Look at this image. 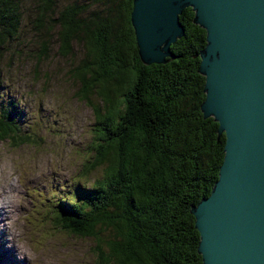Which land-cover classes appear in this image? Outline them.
Segmentation results:
<instances>
[{
  "label": "trees",
  "instance_id": "16d2710c",
  "mask_svg": "<svg viewBox=\"0 0 264 264\" xmlns=\"http://www.w3.org/2000/svg\"><path fill=\"white\" fill-rule=\"evenodd\" d=\"M91 5L0 0V56L23 45L29 22L35 62L48 57L52 38L61 57L75 43L81 58L67 76L79 84L77 96L95 94L101 102L100 110L93 107L95 142L82 175L102 167V177L73 190V201L60 197L53 220L66 234L93 241L94 264H201L187 211L209 195L224 144L217 124L198 109L203 77L198 57H190L204 47L205 33L183 9V34L169 46L178 58L144 66L129 23L131 0ZM15 120L0 104V141L32 143Z\"/></svg>",
  "mask_w": 264,
  "mask_h": 264
},
{
  "label": "water",
  "instance_id": "95a60500",
  "mask_svg": "<svg viewBox=\"0 0 264 264\" xmlns=\"http://www.w3.org/2000/svg\"><path fill=\"white\" fill-rule=\"evenodd\" d=\"M186 8L205 33L190 57L203 77L198 109L224 137L209 195L188 206L195 252L201 264H264V0H131L142 65L178 58L169 46L183 34L178 16Z\"/></svg>",
  "mask_w": 264,
  "mask_h": 264
},
{
  "label": "rangeland",
  "instance_id": "374dc122",
  "mask_svg": "<svg viewBox=\"0 0 264 264\" xmlns=\"http://www.w3.org/2000/svg\"><path fill=\"white\" fill-rule=\"evenodd\" d=\"M70 1L96 8L90 0L61 3ZM28 23L23 45L0 56V104L33 139L19 146L0 141V264H94L93 241L60 230L51 208L102 177V167L82 175L95 142L93 107L100 110L101 102L95 94L77 96L79 84L67 76L81 58L75 43L61 57L52 38L48 57L35 62Z\"/></svg>",
  "mask_w": 264,
  "mask_h": 264
}]
</instances>
